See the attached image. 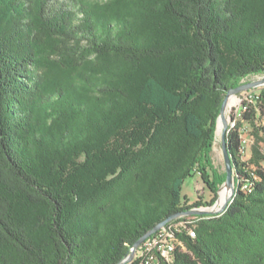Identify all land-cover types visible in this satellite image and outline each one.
Returning <instances> with one entry per match:
<instances>
[{
	"label": "trees",
	"instance_id": "16d2710c",
	"mask_svg": "<svg viewBox=\"0 0 264 264\" xmlns=\"http://www.w3.org/2000/svg\"><path fill=\"white\" fill-rule=\"evenodd\" d=\"M260 75L264 0H0V264H119L160 223L213 206L222 105ZM259 97L227 133L233 200L186 217L196 237L176 234L156 264H264ZM196 171L214 197L185 206Z\"/></svg>",
	"mask_w": 264,
	"mask_h": 264
},
{
	"label": "rangeland",
	"instance_id": "374dc122",
	"mask_svg": "<svg viewBox=\"0 0 264 264\" xmlns=\"http://www.w3.org/2000/svg\"><path fill=\"white\" fill-rule=\"evenodd\" d=\"M86 1L95 2L97 0H86ZM60 71H58L57 69L52 70V75L53 76H60V75H62V73H61L62 71L61 72ZM263 79H264V75H260V76L251 77V78L245 80L244 82L245 83L255 82V81H260ZM263 91H264V85L254 89V96L259 97ZM236 98H237V100H239L241 98V94L234 97L233 99L236 100ZM239 105H240L239 102L234 103L233 100H231V102H230V107H229L228 112H227V118L230 121V127L235 126V123L232 120H230V116H231L232 112L237 107H239ZM240 109H242V106H240L239 110ZM244 128H246V125H243V129ZM243 129H242V132H243ZM249 131H250V129H249ZM263 147H264V145H263ZM249 155L251 157L252 150H251V153H249ZM211 163H212L213 168H211V167L210 168H208V167L203 168L204 169V175H206V177H208V179L211 182L213 181V176L215 173H216V175L220 176L221 178L224 177V175L226 174V170H225V161H224V155H223V150H222V136H221L220 130H216L215 141H214L212 152H211ZM224 183L222 185H220L219 191L217 193L218 198H217V201L215 202V204L211 207H202L200 209L214 210L213 207L220 200V192H221V189L224 187ZM182 194H183V205H185V206L194 205V204L199 203V202H201L202 204H207V203L211 202V200L214 197V194L210 191L208 186L204 183L202 175L199 173V171H196L195 175L192 178H189L185 182V184L183 186ZM218 211H219V208L217 210L215 209L213 214H223V213H219ZM186 217H188V216L179 217L171 223H176V224L182 223ZM184 225H185L184 223L181 224L179 227H177V229H180V228L184 229L185 228ZM182 244L183 243H180L178 245V249L183 247Z\"/></svg>",
	"mask_w": 264,
	"mask_h": 264
},
{
	"label": "water",
	"instance_id": "95a60500",
	"mask_svg": "<svg viewBox=\"0 0 264 264\" xmlns=\"http://www.w3.org/2000/svg\"><path fill=\"white\" fill-rule=\"evenodd\" d=\"M262 85H264V79L260 80V81H255V82H248V83L244 82L241 85H239L238 87H236L235 89H233L227 93V96H226L224 103L222 105L217 130L221 131V136H222V150H223L224 161H225V170H226V180H225L224 186L227 187L228 189H230L231 194L228 197V199L226 200V202L224 203V205H222L221 208L219 209V211H218L219 213H224L226 211L228 205L233 200V198L236 194V189H237L235 171H234L233 162H232V156L230 154V150H229V146H228V142H227V133H228L229 126H230V124H229L230 121L227 118V112L229 109V101L231 100V98L236 97L245 91L256 89ZM217 204L213 207L214 210H215V207L217 206ZM214 210L193 209L189 212L180 213L178 215H174V216L170 217L169 219H167L164 222L157 225L154 229L149 231L147 234H145L134 245L130 255L124 261H122L119 264L131 263L133 261V259L135 258L137 251L139 250V248L142 246V244L147 239L152 237L158 231L163 229L167 224L173 222L177 218L182 217V216H192V215H211L214 213Z\"/></svg>",
	"mask_w": 264,
	"mask_h": 264
},
{
	"label": "bare ground",
	"instance_id": "6f19581e",
	"mask_svg": "<svg viewBox=\"0 0 264 264\" xmlns=\"http://www.w3.org/2000/svg\"><path fill=\"white\" fill-rule=\"evenodd\" d=\"M254 97H258V96H254ZM233 98H231V100H233L234 103H237L238 102L237 98H236V100L233 99ZM231 100L229 101V107H230ZM247 106L248 105L242 106V109L239 110L240 112H239V114H237L236 119H240L241 118L242 112L247 110V108H248ZM234 123H236V121H234ZM230 194H231L230 189H228L227 187L224 186L221 189L220 200H219L217 206L215 207L216 210L218 208L220 209L221 206L224 205V203L226 202V200L228 199ZM183 223L185 224V229H192L191 227H189L188 223L184 222V221L182 223H177V224L176 223H172V228H177V227H179V225H181ZM167 226H169V224L166 225L163 229L167 228ZM161 231H162V229L160 231H158V233L161 232ZM154 235H157V233L154 234ZM195 237H196V232L194 230V238ZM147 240H151V247H145L144 251L139 252V255H137V256H138V258L140 260V263L156 264L158 259H155V258L157 256H161V255H162L161 257L166 258L167 260L170 261L173 258V254H174V252L176 250L177 245H179V241L177 240L176 234H170L169 235V239L168 238H161V237H154L153 236V237H150ZM170 243H174V244L170 245ZM168 246H169V254H164V249H167ZM134 259H133V261H134ZM149 262H151V263H149Z\"/></svg>",
	"mask_w": 264,
	"mask_h": 264
},
{
	"label": "built area",
	"instance_id": "2783aa9c",
	"mask_svg": "<svg viewBox=\"0 0 264 264\" xmlns=\"http://www.w3.org/2000/svg\"><path fill=\"white\" fill-rule=\"evenodd\" d=\"M260 99V97H254V89L245 91L241 93V98L238 100L240 103L239 107H237L231 114L230 120H234L237 114H239V108L240 106H246L248 104H256L257 101ZM264 126V122L262 124ZM251 132L249 131L248 127L243 129L242 134L240 135V142H241V152H242V160L247 161L250 158L249 153H251L252 146L254 145V137L250 134ZM262 153L264 155V148L262 147ZM247 190V187L243 188V191ZM180 226V225H179ZM185 227V225H184ZM186 233L189 237L194 239V228L192 229H177V228H172V223H169V226L167 228L162 229L161 232L157 233V235H154V237H161V238H168L170 234H182ZM174 243H170L172 245ZM145 247H151V240H146L143 244L142 247L137 251V254L135 258H137V255H139V252L144 251ZM164 254H169V246L167 249H164ZM162 256V255H161ZM160 256H157L155 259H158ZM152 262V261H151ZM149 262V263H151ZM170 262V261H169ZM138 264H147V263H139Z\"/></svg>",
	"mask_w": 264,
	"mask_h": 264
}]
</instances>
